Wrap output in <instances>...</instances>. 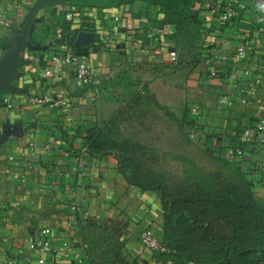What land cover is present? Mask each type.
<instances>
[{
  "label": "crops",
  "instance_id": "0c3cea01",
  "mask_svg": "<svg viewBox=\"0 0 264 264\" xmlns=\"http://www.w3.org/2000/svg\"><path fill=\"white\" fill-rule=\"evenodd\" d=\"M23 1L19 5L16 0H0V17L12 24L10 30L0 28V67L38 0ZM208 1L199 0L193 6L207 21L197 49L184 59L174 38L177 28L164 25L165 12L159 6L136 2L114 8L77 7L68 5L69 1L37 14L31 35L39 49L23 51L19 79L14 83L25 93L3 95L11 107L0 104L3 262L37 264L38 255L25 240L49 229L54 253L46 256V264H53L54 256L57 264H85L82 225L94 221L110 228L131 264H159L150 253H137L145 230H153L162 239L165 211L159 193L131 185L114 154L87 147L89 130L99 121L100 97L90 89L75 87L76 66L64 68L63 84L46 78L45 70L50 59L71 44L105 85L133 74L161 107L176 114L199 108L196 137L216 156L233 158L240 134L256 127L259 112L264 115V87L261 105L245 106L229 77L237 50L244 46L246 65L259 67L264 78V35L258 21L264 0H215L246 5L242 17L227 26L218 24L207 11ZM214 50L227 60H215ZM173 52L178 54V63L171 57ZM56 95H68L69 102L53 108L31 101ZM243 149L241 170L263 196L264 144ZM73 205L78 208L75 217L71 215ZM65 243L70 250H65Z\"/></svg>",
  "mask_w": 264,
  "mask_h": 264
},
{
  "label": "trees",
  "instance_id": "16d2710c",
  "mask_svg": "<svg viewBox=\"0 0 264 264\" xmlns=\"http://www.w3.org/2000/svg\"><path fill=\"white\" fill-rule=\"evenodd\" d=\"M196 1L107 0L106 4H90L87 0H71L68 5L114 8L142 2L159 6L165 12L164 25L177 28L174 38L184 59L197 49L195 45L207 21L202 12L193 10ZM142 88L148 95V89ZM184 116L187 124L195 125L191 113L186 111ZM117 144L97 126L90 128L86 142L90 150L114 154L131 185L159 193L165 211L161 241L172 252L159 256L163 264H264V200L259 202L250 176L241 167L209 150L212 160L218 163L216 169L185 159L192 168L172 176L156 156L151 159L145 150L129 144L121 145L126 158H120L112 152ZM93 229L101 234L92 236ZM82 233L87 247L84 257L91 264H131L108 226L86 221Z\"/></svg>",
  "mask_w": 264,
  "mask_h": 264
},
{
  "label": "rangeland",
  "instance_id": "374dc122",
  "mask_svg": "<svg viewBox=\"0 0 264 264\" xmlns=\"http://www.w3.org/2000/svg\"><path fill=\"white\" fill-rule=\"evenodd\" d=\"M87 2L106 4L107 0ZM141 82L140 78L129 74L101 89L99 121L94 125L118 143L112 152L125 159L126 155L121 147L124 143L145 150L151 159L155 160L156 156L160 166L172 176L181 174L185 168H192L183 161L185 159L194 160L204 168L207 166L209 169H216L218 163L212 160L208 145L196 137L194 124H187L185 121L188 119H185L184 113L189 112V109L185 108L178 114L162 110L149 94H145L144 88L140 86ZM220 159L240 168V160L229 157ZM256 195L259 202L264 200V195L258 192ZM92 233L96 237L101 231L93 229Z\"/></svg>",
  "mask_w": 264,
  "mask_h": 264
},
{
  "label": "built area",
  "instance_id": "2783aa9c",
  "mask_svg": "<svg viewBox=\"0 0 264 264\" xmlns=\"http://www.w3.org/2000/svg\"><path fill=\"white\" fill-rule=\"evenodd\" d=\"M17 3H24L23 0H16ZM207 11L215 18L218 24L227 26L235 23L242 17V12L246 10V5H236L233 2L226 1L223 3H217L215 0H210L206 4ZM72 19V16H68ZM260 32L264 35V13L260 15L259 19ZM0 28L10 30L12 24L0 17ZM212 56L215 60L226 61L227 57L221 54L219 51L214 50ZM171 57L175 63H178V56L175 52L171 54ZM248 56L247 49L244 46L238 48L236 56L234 58L235 67L230 72V79L234 84V88L240 94L242 105L245 106H259L262 103L261 91L264 87V78L262 71L259 67L250 68L246 65ZM76 66L74 71L73 83L79 90L90 89L94 92L96 98L100 97L101 89L104 86L103 79L96 75L95 70L83 62L73 45H68L66 50L60 54L54 55L45 70V77L53 79L57 84H63L65 82L64 68L70 66ZM215 75V74H214ZM69 96L56 95L54 98L49 96L34 97L31 99L35 105H49L53 108H60L69 102ZM225 103H229L225 100ZM0 104H5L11 107V103L8 99L0 98ZM191 115L198 119L200 117V109L193 108ZM257 143L264 144V115L259 112V120L255 128H248L243 131L238 139V145L234 149L233 158L236 160H242L244 158V149L246 145H254ZM71 215L75 217L78 213L76 205L71 206ZM53 236L49 229L41 231L37 237H29L25 240L27 247L36 255H38L37 264H46V256L53 254L54 249L52 246ZM0 241H4V238L0 235ZM65 250H70L71 246L69 243H65ZM138 256H144L146 253H150L152 257L156 259L159 264H163L159 256L169 255L172 253L162 241L157 237L155 232L151 229L144 231L140 238V246L138 248ZM20 257L22 255L20 254ZM53 264H57V258L53 257ZM85 264H91L87 259H84ZM0 264H18L17 260H6L3 262L0 258ZM168 264H173L171 261Z\"/></svg>",
  "mask_w": 264,
  "mask_h": 264
},
{
  "label": "water",
  "instance_id": "95a60500",
  "mask_svg": "<svg viewBox=\"0 0 264 264\" xmlns=\"http://www.w3.org/2000/svg\"><path fill=\"white\" fill-rule=\"evenodd\" d=\"M69 1L71 0H38L29 9L28 16L22 26L20 34L0 67V98L7 94L25 93V91L19 90L14 83L19 79L18 69L21 65L23 51L26 48L29 50L39 49L34 46V39L31 35L33 26L37 23V14L45 7L67 3Z\"/></svg>",
  "mask_w": 264,
  "mask_h": 264
}]
</instances>
